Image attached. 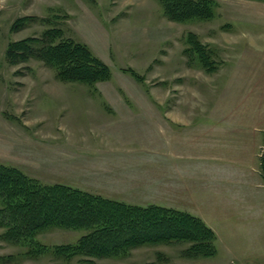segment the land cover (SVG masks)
Returning a JSON list of instances; mask_svg holds the SVG:
<instances>
[{"label": "rangeland", "instance_id": "obj_1", "mask_svg": "<svg viewBox=\"0 0 264 264\" xmlns=\"http://www.w3.org/2000/svg\"><path fill=\"white\" fill-rule=\"evenodd\" d=\"M212 1L211 20L174 22L157 0H0V163L42 184L77 188L68 180L67 155L76 161L99 159L118 146L124 157L149 153L158 161L151 141L145 140L149 150H127L141 140L126 126L142 118L161 122L159 114L167 113L180 118L166 130L183 144L177 159L195 173L179 209L216 233L223 225L221 208L264 210L259 165L264 0ZM20 19L21 28L14 27ZM51 28L84 45L109 68V79L88 87L60 81L37 60L8 64L5 53L12 42ZM188 34L196 36L214 71L203 69L189 50ZM5 233L1 227L0 264H204L209 259L183 256L187 242L147 245L108 259L68 256L60 249L88 231L48 228L17 241L4 239ZM215 244V258H232Z\"/></svg>", "mask_w": 264, "mask_h": 264}, {"label": "trees", "instance_id": "obj_2", "mask_svg": "<svg viewBox=\"0 0 264 264\" xmlns=\"http://www.w3.org/2000/svg\"><path fill=\"white\" fill-rule=\"evenodd\" d=\"M164 15L174 22L207 21L213 18L212 0H157ZM23 19L16 21L14 27ZM17 30V29H16ZM189 50L207 72L214 62L194 34H188ZM9 65L31 59L56 72L62 82L91 87L110 77L109 68L79 43L63 39L57 28L37 37L12 42L5 53ZM264 182V148L259 155ZM0 228L4 239H30L48 228L88 231L75 245L63 246L64 255L108 259L147 245L187 242V258H211L216 254V236L198 217L157 205L139 206L106 199L63 184H42L17 168L0 163Z\"/></svg>", "mask_w": 264, "mask_h": 264}, {"label": "crops", "instance_id": "obj_3", "mask_svg": "<svg viewBox=\"0 0 264 264\" xmlns=\"http://www.w3.org/2000/svg\"><path fill=\"white\" fill-rule=\"evenodd\" d=\"M159 118L161 122H150L142 118L136 123L130 122L131 127L122 124L132 132H137L141 140L136 145L128 146L127 150L135 146L149 150L150 144H153L157 148L153 155L158 156V161L148 158L149 153H138L136 158L132 155V159L124 157L118 153L122 149L118 146L114 148V154L101 153L99 159L83 158L76 161L67 155L68 174L71 177L69 182L73 186L77 184L79 190L106 199L127 200L121 202L139 206L157 205L182 211L179 208L182 207L185 193L193 189L190 181L194 179L192 175L195 173L177 159L183 145L180 137L173 135L171 129L166 132L167 127L176 125L180 118L176 115L171 117L167 113H160ZM148 130L153 132L149 133ZM261 148H264V144ZM212 173L214 176L215 170ZM217 175H222V172L218 170ZM220 210L223 215L221 232L216 233L209 228L214 232L216 242L222 245V251L232 258H215L218 254L216 247V254L206 259L204 264H264V210L255 209L252 212L253 208L245 209L237 205Z\"/></svg>", "mask_w": 264, "mask_h": 264}]
</instances>
